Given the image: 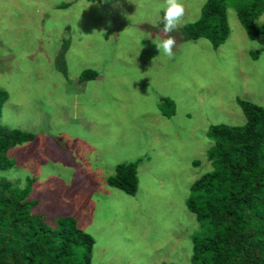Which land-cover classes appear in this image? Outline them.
I'll return each instance as SVG.
<instances>
[{"label": "rangeland", "instance_id": "rangeland-1", "mask_svg": "<svg viewBox=\"0 0 264 264\" xmlns=\"http://www.w3.org/2000/svg\"><path fill=\"white\" fill-rule=\"evenodd\" d=\"M247 1L227 0L230 33L214 47L165 33L164 0H0V124L35 134L1 154L0 178L34 179L35 211L75 217L95 264H193V236L211 234L187 205L214 168L210 127L246 123L238 98L264 106V35L251 39L237 11ZM183 2V26L202 17L207 0ZM169 35L171 58L153 43ZM89 68L98 76L82 79ZM137 161L135 195L108 183Z\"/></svg>", "mask_w": 264, "mask_h": 264}, {"label": "trees", "instance_id": "trees-1", "mask_svg": "<svg viewBox=\"0 0 264 264\" xmlns=\"http://www.w3.org/2000/svg\"><path fill=\"white\" fill-rule=\"evenodd\" d=\"M237 11L251 39L264 35V23H258L264 0H248ZM171 33L187 40L205 37L214 47L220 46L230 33L227 0H207L199 20ZM65 49L57 60L63 67ZM97 76L98 71L90 68L81 74L85 80ZM8 97L7 91L1 90L0 116ZM237 100L246 123L210 127L215 144L208 158L214 168L193 183L187 200L189 209L198 220L207 222L211 231L208 236H193V264H264V106L243 98ZM162 105L170 115L175 113L172 99L164 98ZM34 138L31 131L0 124V157ZM138 165L139 161L118 165L108 183L135 195ZM33 181L30 178L22 186L0 178V264H95V238L79 226L75 217L59 216L50 224L35 211L36 202L30 198Z\"/></svg>", "mask_w": 264, "mask_h": 264}, {"label": "clouds", "instance_id": "clouds-1", "mask_svg": "<svg viewBox=\"0 0 264 264\" xmlns=\"http://www.w3.org/2000/svg\"><path fill=\"white\" fill-rule=\"evenodd\" d=\"M161 7L164 10L163 31L165 33H171L177 30L179 27L183 26V18L186 12L183 0H164V4ZM101 30L104 31L103 29ZM153 43L156 45L157 49L159 50V53L162 52L169 58L173 57V48L176 46V40L173 36L169 35L167 38L159 42L153 41ZM257 47H259L258 42ZM5 175L9 179H15L17 173L15 172V170L9 169L8 173H5Z\"/></svg>", "mask_w": 264, "mask_h": 264}]
</instances>
